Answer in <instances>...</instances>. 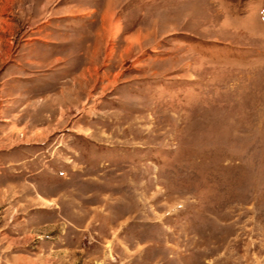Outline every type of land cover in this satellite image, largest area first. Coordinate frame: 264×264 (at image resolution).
Listing matches in <instances>:
<instances>
[{
	"label": "rangeland",
	"instance_id": "1",
	"mask_svg": "<svg viewBox=\"0 0 264 264\" xmlns=\"http://www.w3.org/2000/svg\"><path fill=\"white\" fill-rule=\"evenodd\" d=\"M0 264H264V0H0Z\"/></svg>",
	"mask_w": 264,
	"mask_h": 264
},
{
	"label": "bare ground",
	"instance_id": "2",
	"mask_svg": "<svg viewBox=\"0 0 264 264\" xmlns=\"http://www.w3.org/2000/svg\"><path fill=\"white\" fill-rule=\"evenodd\" d=\"M109 16V15H108ZM119 29V24L118 23H115L113 25V28L111 29L112 33H115L117 30ZM139 35V34H138Z\"/></svg>",
	"mask_w": 264,
	"mask_h": 264
}]
</instances>
